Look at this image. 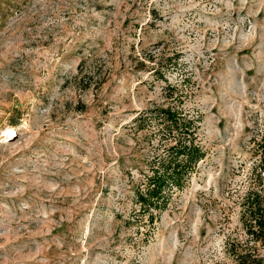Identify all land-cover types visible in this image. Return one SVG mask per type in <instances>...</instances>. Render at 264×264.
<instances>
[{"label": "rangeland", "instance_id": "rangeland-1", "mask_svg": "<svg viewBox=\"0 0 264 264\" xmlns=\"http://www.w3.org/2000/svg\"><path fill=\"white\" fill-rule=\"evenodd\" d=\"M263 209L264 0H0V264H239Z\"/></svg>", "mask_w": 264, "mask_h": 264}, {"label": "trees", "instance_id": "trees-1", "mask_svg": "<svg viewBox=\"0 0 264 264\" xmlns=\"http://www.w3.org/2000/svg\"><path fill=\"white\" fill-rule=\"evenodd\" d=\"M186 137L191 136L189 130L185 131ZM184 138L183 142H180V145L175 148L177 150L175 152V156L172 158L174 162V169L172 170V174L169 175V172L164 174H160L156 172L155 175L149 178L150 190L149 195L153 196L154 198H158L164 191L166 187H170L173 185H179L180 179H182V175L192 169L193 163L200 157V150L193 146L192 140L188 138ZM187 155V160L185 162H178L179 157ZM177 177H176V176ZM175 176V177H174ZM173 180V182H169V180ZM146 201V200H145ZM153 205V203H152ZM151 206V205H150ZM255 224L253 227H257V230L251 232L252 238L258 242H264V209L259 213L258 216L255 215L253 217ZM242 260L239 264H264V257H260V255L253 254L249 252L246 256L241 258Z\"/></svg>", "mask_w": 264, "mask_h": 264}]
</instances>
